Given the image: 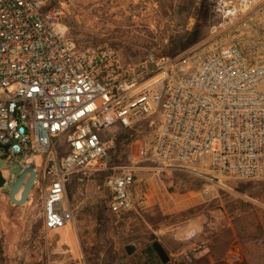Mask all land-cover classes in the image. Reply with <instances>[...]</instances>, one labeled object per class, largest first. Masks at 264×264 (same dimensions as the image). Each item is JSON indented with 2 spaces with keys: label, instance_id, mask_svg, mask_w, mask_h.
Here are the masks:
<instances>
[{
  "label": "built area",
  "instance_id": "obj_1",
  "mask_svg": "<svg viewBox=\"0 0 264 264\" xmlns=\"http://www.w3.org/2000/svg\"><path fill=\"white\" fill-rule=\"evenodd\" d=\"M208 3L216 22L196 50L175 59L151 53L132 69L109 44L82 48L62 6L0 0V159L23 154V169L35 165L46 231L74 223L76 176L103 173L116 215L140 204L135 169L103 167L115 125L140 131L157 117L143 150L153 160L207 164L218 178H264V0ZM0 172L3 190L16 177Z\"/></svg>",
  "mask_w": 264,
  "mask_h": 264
},
{
  "label": "rangeland",
  "instance_id": "obj_2",
  "mask_svg": "<svg viewBox=\"0 0 264 264\" xmlns=\"http://www.w3.org/2000/svg\"><path fill=\"white\" fill-rule=\"evenodd\" d=\"M134 1L48 0L64 8L65 21L82 48L107 43L127 67L139 65L151 53L175 59L193 52L216 22L212 13L206 36L191 43L186 30L195 20L180 25L169 0H160L155 8ZM157 123V117L147 120L133 142L118 125L108 132L116 137V147L103 167L107 173L135 169V195L140 200L135 210L110 213L103 173L83 182L76 176L69 184V199L77 207L75 221L67 229L48 232L40 191L33 187L28 202L18 206L8 196L14 182L0 190V264H153L149 257L144 262L138 257L160 237L172 251L183 245L160 234L163 230L195 235L203 243L170 264H264V178H218L207 164L164 165L153 160L143 150L153 145ZM22 160L23 154L0 159V169L17 178ZM40 161L36 156L38 169ZM127 247L134 251L129 254Z\"/></svg>",
  "mask_w": 264,
  "mask_h": 264
},
{
  "label": "crops",
  "instance_id": "obj_3",
  "mask_svg": "<svg viewBox=\"0 0 264 264\" xmlns=\"http://www.w3.org/2000/svg\"><path fill=\"white\" fill-rule=\"evenodd\" d=\"M127 1H129V0H127ZM169 1H170V5H171L172 9L176 10V8L179 6L180 3H182L183 0H169ZM184 1H185V3L188 2L189 8H192V10H193V9H195V7L200 5V2L202 0H184ZM134 2H138L140 4H145V5H152L155 8L157 6V4L160 2V0H135ZM176 17L178 18L177 19L178 21L179 20L181 21L180 25H185L184 21L186 18L184 15L177 14ZM192 20H194V18H192L191 16L188 17L187 18V25L192 24V22H191ZM66 25L68 26L67 23H66ZM68 28H69V26H68ZM136 66L135 67L129 66V68L135 69ZM160 234H163V235L165 234L167 236V238H169V239L171 238L175 241H180L183 243V245L180 248L173 249V251H172V250H170L171 248L168 245V243L166 242V239H164L163 236L159 238V243L162 245V247L167 252L170 260L174 259V257L178 258L181 255L189 254L192 250L196 249V246L203 244L202 242L199 241L198 238L194 239L196 237L195 235L193 236L194 238L191 237L190 235H188L190 237H185L183 235V233L180 231H175V230L164 231L163 230V231H161ZM146 257H149V259L152 260L153 264H163L162 261L160 260L159 256L157 255V253L153 249V247H148V248L146 247L143 250V252L141 253L140 257H138V258H140L141 262H144ZM210 257L211 256H209L208 259H210Z\"/></svg>",
  "mask_w": 264,
  "mask_h": 264
},
{
  "label": "trees",
  "instance_id": "obj_4",
  "mask_svg": "<svg viewBox=\"0 0 264 264\" xmlns=\"http://www.w3.org/2000/svg\"><path fill=\"white\" fill-rule=\"evenodd\" d=\"M188 2L185 3L183 0L182 3L179 4V6L176 8L174 11V14H180L185 16V21L184 24L187 25V18L192 17L195 20V24L192 27L191 30H186V38L189 40L191 43L197 42L202 40L208 30V24H209V19L212 14L210 5L208 3V0H202L200 2V5L195 7V9L192 10V8H189ZM155 55V54H154ZM156 56V55H155ZM157 59H161L156 57ZM127 133V138L129 139L130 142L135 141L138 139L139 136V131L137 129H123ZM115 150V149H114ZM105 180V179H104ZM107 191V189H105ZM108 192V191H107ZM110 211V210H109ZM111 214L116 215L110 211Z\"/></svg>",
  "mask_w": 264,
  "mask_h": 264
},
{
  "label": "water",
  "instance_id": "obj_5",
  "mask_svg": "<svg viewBox=\"0 0 264 264\" xmlns=\"http://www.w3.org/2000/svg\"><path fill=\"white\" fill-rule=\"evenodd\" d=\"M36 176H37V171L35 169L34 164H29L27 167H25L22 170V172L16 178L12 187L8 191L9 199L13 204L20 206L28 202L29 196L34 187ZM4 183L5 181L2 177V173L0 172V188L4 186ZM18 195H20L19 200L16 199ZM152 247L159 256L163 264H170L169 263L170 258L167 252L165 251V249L162 247V245L159 242H154ZM127 251L129 254H131L134 251V248L127 247Z\"/></svg>",
  "mask_w": 264,
  "mask_h": 264
}]
</instances>
